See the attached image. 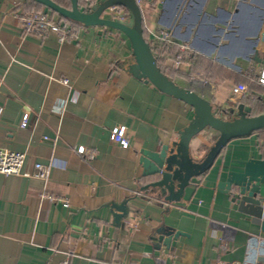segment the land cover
Returning a JSON list of instances; mask_svg holds the SVG:
<instances>
[{
    "label": "crops",
    "instance_id": "crops-1",
    "mask_svg": "<svg viewBox=\"0 0 264 264\" xmlns=\"http://www.w3.org/2000/svg\"><path fill=\"white\" fill-rule=\"evenodd\" d=\"M31 7L32 0H0V147L27 154L22 174L0 176V264H264V232L218 188L228 171L242 170L239 161L264 159V136L233 140L181 202L165 201L145 189L151 179L141 151L178 141L194 109L129 73L135 59L122 32L81 25L78 39L65 43L55 33L26 34L17 14ZM141 10L170 79L203 80L210 95L194 90L225 119L240 103L258 114L264 92L256 87L237 101L232 88L249 86L264 69V0H148ZM124 15L116 7L103 17ZM162 31L188 45L193 59L160 55L154 35ZM115 127L129 148L111 139ZM218 137L210 128L194 137L193 159ZM37 164L50 169L47 180L35 176ZM163 233L181 235L168 248L159 245Z\"/></svg>",
    "mask_w": 264,
    "mask_h": 264
},
{
    "label": "water",
    "instance_id": "water-1",
    "mask_svg": "<svg viewBox=\"0 0 264 264\" xmlns=\"http://www.w3.org/2000/svg\"><path fill=\"white\" fill-rule=\"evenodd\" d=\"M32 1L83 26H101L122 32L131 42L135 59V63L128 67L129 73L194 109V118L180 132L178 141L164 145L158 151H141L143 176L151 179L145 189L153 190L165 201L181 202L192 179L206 174L230 142L264 130V114L252 115L253 108L240 103L236 109H231L232 119H225L214 113L208 98L179 85L160 69L152 46L145 37L141 7L135 0H101L98 5L86 11L80 8L79 0H69V6H62L54 0ZM116 7L128 12L127 21L103 17L109 9ZM208 128L218 132L219 137L204 158L195 161L191 155V141ZM238 164L242 170L228 171L226 180L218 185L219 191L230 195L239 212L252 217L253 222L264 232V159L239 161ZM162 235L159 245L163 243L171 248L181 233Z\"/></svg>",
    "mask_w": 264,
    "mask_h": 264
},
{
    "label": "built area",
    "instance_id": "built-area-1",
    "mask_svg": "<svg viewBox=\"0 0 264 264\" xmlns=\"http://www.w3.org/2000/svg\"><path fill=\"white\" fill-rule=\"evenodd\" d=\"M137 4L142 8L148 0H135ZM80 8L84 11L91 10L96 6V0H79ZM20 20V27L22 31L26 34H34L41 37L48 35L49 33H55L58 37V40L61 43H65L69 40H77L78 32L72 27L69 23L63 22L55 18L53 13L44 12V11H24L17 14ZM123 21H127L126 15L121 17ZM153 36V34H152ZM155 38L160 41V46L163 48V43L168 42L173 45L171 40V35L169 31H162L159 34L154 35ZM153 52L156 50L157 46L152 44ZM179 50L183 53L188 52V45H177ZM179 64V62L177 63ZM257 81L260 85L264 86V69L260 72ZM62 83L68 85L69 82L67 79H62ZM249 93V86L247 84L236 85L232 88V95L234 100H239L244 96H247ZM29 123L28 115H25L22 121V127L26 128ZM111 139L114 142H117L124 148L130 147V140L125 134V131L122 127H115L111 130L110 133ZM46 140L47 137L45 138ZM80 154H90L91 157H94V154L86 150L85 147H80L78 149ZM27 154L22 151H12L4 147H0V176H12L22 174L24 165L26 163ZM50 169L43 165H36L35 176L40 179L47 180L49 178ZM43 199L49 200L51 202H62L65 207L69 206L67 199H61L57 197H52L48 195H42ZM233 264H256L252 262H242V263H233Z\"/></svg>",
    "mask_w": 264,
    "mask_h": 264
},
{
    "label": "trees",
    "instance_id": "trees-1",
    "mask_svg": "<svg viewBox=\"0 0 264 264\" xmlns=\"http://www.w3.org/2000/svg\"><path fill=\"white\" fill-rule=\"evenodd\" d=\"M54 1L56 3L62 5V6H69V4L67 5L65 3V0H54ZM33 4L35 5V7H33V8L31 7V9H28V11H39V12H41L42 8H44L43 5H41L39 3H36L34 1H33ZM47 10L50 11L51 13H53V15H57L56 13H54L53 11H51L50 9H47ZM44 12H47V11H44ZM60 20L63 21V22L69 23L72 27H74L76 29H77V27L81 26V24L76 23V22H73V21H71L69 19L63 18L61 16H60ZM160 55L164 56L165 58L174 59L175 61H179V62H188V61H191L193 59V57H191L190 54L181 52L179 50V47L177 45H171L169 43H165L164 44L163 50H161ZM157 62H158V65H159V58L157 59ZM186 77H187V79H191V76H186ZM250 82H251L249 84V90H250V92L253 89H255L256 87L260 91L264 92V89L261 88V85H259L257 79H252V81H250ZM254 107L258 109V114H256V113L254 114V112H253L252 113L253 115H261V114H264V104H260L258 106L256 105ZM254 134H260V135L264 136V130L258 131V132L254 133Z\"/></svg>",
    "mask_w": 264,
    "mask_h": 264
},
{
    "label": "bare ground",
    "instance_id": "bare-ground-1",
    "mask_svg": "<svg viewBox=\"0 0 264 264\" xmlns=\"http://www.w3.org/2000/svg\"><path fill=\"white\" fill-rule=\"evenodd\" d=\"M177 83L179 85L185 87V88H189V89H192V90H194V89H198V90L204 89L205 90L206 89L207 92H208V95H210V93H211V89L209 88V86H207L205 84H202V83H198V84L197 83H192V84H189L188 86H185L183 81L180 82V83L179 82H177Z\"/></svg>",
    "mask_w": 264,
    "mask_h": 264
},
{
    "label": "rangeland",
    "instance_id": "rangeland-1",
    "mask_svg": "<svg viewBox=\"0 0 264 264\" xmlns=\"http://www.w3.org/2000/svg\"><path fill=\"white\" fill-rule=\"evenodd\" d=\"M65 3L68 5L69 4V0H65ZM150 44H151V42H150ZM164 44V43H163ZM169 44H171V43H169ZM171 45H173V44H171ZM178 63V62H177ZM177 82L179 81V82H184V85L185 86H188L189 84H192V83H202V84H204V81L203 80H200V79H197V78H192L191 77V79H187V80H183V79H177L176 80Z\"/></svg>",
    "mask_w": 264,
    "mask_h": 264
}]
</instances>
